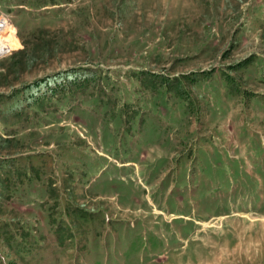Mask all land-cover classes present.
Segmentation results:
<instances>
[{
	"label": "rangeland",
	"instance_id": "374dc122",
	"mask_svg": "<svg viewBox=\"0 0 264 264\" xmlns=\"http://www.w3.org/2000/svg\"><path fill=\"white\" fill-rule=\"evenodd\" d=\"M0 264H264V0H0Z\"/></svg>",
	"mask_w": 264,
	"mask_h": 264
}]
</instances>
